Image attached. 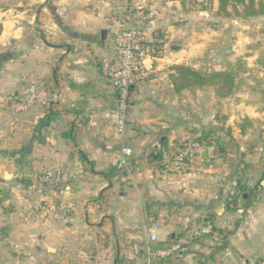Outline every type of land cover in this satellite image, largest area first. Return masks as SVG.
Wrapping results in <instances>:
<instances>
[{"label": "crops", "instance_id": "crops-1", "mask_svg": "<svg viewBox=\"0 0 264 264\" xmlns=\"http://www.w3.org/2000/svg\"><path fill=\"white\" fill-rule=\"evenodd\" d=\"M163 1L0 0V264H264V57L234 38L260 17H217L232 56L206 60L225 33L194 42ZM125 6L156 14L120 135L102 68L116 58L109 17ZM241 51L246 89L176 91L174 67L225 72ZM206 130L215 138L200 144ZM46 171L60 182L41 184Z\"/></svg>", "mask_w": 264, "mask_h": 264}, {"label": "rangeland", "instance_id": "rangeland-1", "mask_svg": "<svg viewBox=\"0 0 264 264\" xmlns=\"http://www.w3.org/2000/svg\"><path fill=\"white\" fill-rule=\"evenodd\" d=\"M164 1H170L169 4H167L168 5L167 8L169 10L168 13L170 14H166V15L170 16L168 20L171 19L172 25H174L175 30H179V29L189 30L192 38L195 39L194 42L201 43L206 41L213 44V42L216 41L215 37L213 36H216V34L220 35L222 33H225L224 35H222V37H220L223 39L222 43L225 44L224 50L222 52H218V51L213 52L211 50L206 49L205 52L206 60L216 59L219 53L225 56L226 58L232 56L229 53L230 41L228 40V38L230 37L229 34L230 30H225V29L218 30L221 21H219L217 17H222L224 19L228 18L229 16H231L229 12V8H231L232 10L231 14H233L239 20L241 19L245 20L250 18L244 16L245 12H244V7L242 5L238 6L237 12H235L234 8L230 5L227 7L226 11H223L220 9V4L218 0L217 3L215 2V0H164ZM164 1L160 2L161 5L159 7L166 6L167 2L165 3ZM255 2H256V9H259L260 2L264 3V0H255ZM131 9L133 10L134 8L125 6L124 9H122L121 11L117 10L116 11L117 13L111 12L109 20L118 19L119 16H121L122 14L132 11ZM144 11L146 13L149 12L148 8L145 7H144ZM203 11H205V13ZM255 17H260V18H255L254 22H252L253 19L252 20L249 19V22L246 24L244 22H241L243 23V25L242 27H239V29H244V30H237L238 38L241 37V34L245 31L246 34H249L248 43H243L244 41L241 43L237 37L234 38L238 41L239 49L243 50L247 45L249 51H253V53H255V58H262L264 57V16L260 15ZM110 22L113 23L112 20ZM197 34L198 35L200 34L201 36L206 35V39L198 40ZM159 36L160 38H162L160 34ZM245 54H246L245 51H241V55H238L237 57L240 58L239 59L240 63H237L239 65L236 66L237 65L236 64L232 70L229 68L228 70L225 71L234 74L235 79L237 78L239 79L238 81H236L234 92L232 95H234L235 91H237V89L239 88L242 90L246 89L245 81H241L240 79L241 75L247 73L245 64L242 65V62H244L245 60L244 59ZM234 55L236 56L237 54L235 53ZM207 74H213V72Z\"/></svg>", "mask_w": 264, "mask_h": 264}, {"label": "built area", "instance_id": "built-area-1", "mask_svg": "<svg viewBox=\"0 0 264 264\" xmlns=\"http://www.w3.org/2000/svg\"><path fill=\"white\" fill-rule=\"evenodd\" d=\"M155 14V10H150L148 13L130 11L122 14L118 19H112L113 24L118 26V30L114 34L116 58L105 61L102 69L111 80L118 96L119 113L116 116V127L120 135H123L127 128L125 112L131 89L136 83V73L143 68L144 60L151 52L144 29ZM123 154L125 157L131 156L132 150L124 148ZM190 155L189 149H185L178 154L176 161L180 166L184 165ZM126 163V158H122L120 165L124 166ZM40 182L43 185H56L60 182V176L53 171H46L41 174ZM152 236L153 240H156V236ZM180 249V246H174L155 252L153 255L165 257Z\"/></svg>", "mask_w": 264, "mask_h": 264}, {"label": "trees", "instance_id": "trees-1", "mask_svg": "<svg viewBox=\"0 0 264 264\" xmlns=\"http://www.w3.org/2000/svg\"><path fill=\"white\" fill-rule=\"evenodd\" d=\"M220 9L226 11L230 5L234 8L235 12L238 11V6L244 7L245 17H255L264 15V3L260 2L259 9H256L255 0H218ZM175 71L173 74V82L177 92H181L185 89L198 87V86H215L218 97L228 98L232 96L234 87L236 84L235 75L229 72H215L213 74H203L189 66H176L172 69ZM214 130L204 131L200 138L197 140L200 144L207 142L211 144L214 140ZM160 158V154L158 155ZM241 165V164H240ZM233 203H229L230 207Z\"/></svg>", "mask_w": 264, "mask_h": 264}, {"label": "water", "instance_id": "water-1", "mask_svg": "<svg viewBox=\"0 0 264 264\" xmlns=\"http://www.w3.org/2000/svg\"><path fill=\"white\" fill-rule=\"evenodd\" d=\"M102 34H103V39H105V34H106V33H105V32H103ZM224 151H225V150H224L223 146H221V148H220L219 152H220L221 154H223V153H224Z\"/></svg>", "mask_w": 264, "mask_h": 264}]
</instances>
